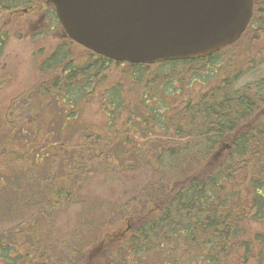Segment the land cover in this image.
I'll return each mask as SVG.
<instances>
[{
  "label": "trees",
  "instance_id": "trees-1",
  "mask_svg": "<svg viewBox=\"0 0 264 264\" xmlns=\"http://www.w3.org/2000/svg\"><path fill=\"white\" fill-rule=\"evenodd\" d=\"M35 1L0 0V13ZM255 8L246 37L253 36L255 42L263 44L264 0H255ZM2 23L3 18L0 17ZM7 37V30L1 28L0 56ZM65 45V48L58 45L44 60L42 70L48 72L47 78L25 93L26 96L20 94L13 99L17 103L27 100L28 107H33L31 113L37 112L38 107L36 115H30L21 123L23 126H16L13 122L18 117L14 114L19 108L14 114L11 108L8 112L11 115L8 125L16 129L20 141L10 139L11 145L5 147L8 151L10 148V157L3 158L0 168V190L6 186L0 201L10 199L8 211H21L22 232L21 237L17 231L11 233L9 241L6 236H0V264H8L7 258L11 260L9 264H50L55 258L57 260L59 254L52 241H38V236L43 237L40 228L42 232L44 228L46 238L52 235L47 226L51 225L49 221L53 213L46 201L50 204L57 199L62 201L63 197L66 200L72 198L71 193L78 182L73 176L75 172L83 178L99 166L105 172H112L106 168L105 152L116 139L119 142L117 146H120L116 152L118 158L119 155H141L138 146L134 149L126 146L129 134H120L119 117L115 118L118 113H113L118 109L121 117L125 110L129 111L125 116L126 124L131 123L132 107L127 109L129 104H123L122 108L126 92L122 88V75L114 76L116 72L113 69L127 71L128 77L134 75L139 86L150 85L151 90L154 87L162 90L165 82L173 83L169 80L173 78L170 74L180 67L189 68L184 74L195 75L204 68L220 65L221 57L230 52L228 48L207 58L147 65L114 61L87 49L86 58L72 57L69 60V46ZM238 45L231 46V49ZM193 78L206 82L200 77ZM217 80L221 83L208 82L206 90L200 92L195 101L181 102V107L172 104L173 99L169 97L172 90H166V95L151 91L141 95L145 101L143 107L148 110L142 117L145 123L142 127H149L158 137L157 148L150 151L149 160V168L155 177L146 187L148 194L141 197L142 209L134 212L137 217L132 221L131 235L121 244L119 256L131 255L138 264H152L148 256L169 247L167 251L174 254L173 264H247L255 258L257 264H264V232L253 233L251 229L252 222L264 219V114L257 117L264 85L259 88L261 81H257V84L244 83L242 86L232 75ZM95 91H101L103 98L108 96L107 105L112 107L107 108L108 123L104 126L108 134L102 138L99 134L84 133L76 144V159L66 156L62 153L70 151L73 143L70 130L73 120L78 118L81 100L94 97ZM49 111L51 116L45 118L44 114ZM52 112H57L58 116L54 117ZM57 121L61 123L62 130L69 128L62 135H70L69 145L37 146L41 149L36 157L28 156L29 147L23 146L22 154L16 152L14 145L21 143L24 134L40 132V129L53 126ZM247 123L250 124L243 129ZM2 129L0 125V132ZM74 137L79 139L80 136ZM225 143L230 147L224 148ZM54 153H61L57 159H61L67 176L61 181L64 184L61 187L45 183L38 173L42 165H38L39 160ZM29 160H35L31 177L24 173L20 175L19 170L27 169L24 163ZM19 187L23 192L15 195ZM7 192L11 196H6ZM15 206L18 210L14 209ZM36 208L40 210L34 211ZM25 214L31 218L28 223L24 219ZM0 217L3 219L5 214ZM25 236L33 237L31 246L23 243ZM243 251L245 256H242ZM62 262L67 264L65 260Z\"/></svg>",
  "mask_w": 264,
  "mask_h": 264
},
{
  "label": "rangeland",
  "instance_id": "rangeland-1",
  "mask_svg": "<svg viewBox=\"0 0 264 264\" xmlns=\"http://www.w3.org/2000/svg\"><path fill=\"white\" fill-rule=\"evenodd\" d=\"M34 4L36 8L29 12L19 11L18 14H9V11H2L0 13V17L3 18L0 29L4 28L9 32L5 48L0 56V125L3 127L0 132V168H2L1 164L4 162L3 158L10 157V148H8L9 151L5 149L6 145H11L8 141L10 139L20 141L16 129L8 125L11 120V115L8 113L9 109L11 108L14 114L16 108H19L14 114L15 117H18L13 122L16 126L22 125L21 123L30 118V115L35 116L38 112L37 107V112L31 113L33 107H28L27 100L17 103L13 99L20 94L26 96L25 93H29L30 89L47 78L46 74L48 72L42 70V64L58 44L65 43L69 46H67L69 48L67 49L69 60L72 57L79 60L86 58L84 47L72 43L66 36L61 24H59L60 22L56 23L51 20L55 12L53 4H48L45 0H36ZM24 7L25 5H22L18 8L22 9ZM38 11L40 15L49 13V15L47 14L49 23L43 35H37L39 27L33 25L35 24L33 21L37 19L36 13ZM5 22L8 23L6 27ZM252 37H245L238 46L230 50L229 53H225L224 57L222 56L220 59V65L204 68L195 75L188 72L184 74V71H189V68L185 67L173 70L174 72L170 74L173 78H169L173 83L168 82V84L165 82L162 90L157 89V87H154L156 90H151L150 85L139 86L136 84L138 81L134 75L128 77V72L125 70H112L116 72L114 76L118 75L119 77L122 75V88L126 90L122 108L123 104H129L127 109L132 107L130 113L133 114L131 123L126 124L127 118L125 116L129 114V111L125 110L120 117L118 109L113 110V113L116 111L118 113L115 118L119 117L118 128L121 130L120 134L121 132L122 134L127 132L129 135L126 146L133 149L138 146L141 155L138 157L133 154L119 155L118 158L116 152L120 149V146H117L119 142L116 139L105 152L108 164L106 168L112 172H105L100 166L93 173H89L87 178H83L75 172L73 176L75 175V181L78 182L75 183V190L71 193L72 198L66 200L63 197L62 201L58 202L59 199H57L50 204V201H46L47 207H50L53 213V217L49 221L51 225L47 226L52 235L46 238L44 228L43 232L40 228L43 237L38 236V241L42 239L51 240L54 244L53 246L59 255L57 260L55 258L54 262H49L50 264H65L62 262L64 260L67 261V264H138L131 255L119 256L118 252L123 247L121 245L124 243L123 241L131 235V224L133 219L137 217L134 212L142 209L141 197L148 194L146 187L155 177L154 172L149 168V160L151 159L150 151L157 148L156 138L158 137L149 130V127H142V124H145L142 117L148 111L143 107V102H145L143 96L146 95V91L166 95V90L168 92L172 90L169 95L173 99L172 104L181 107V102L195 101L198 94L206 90L208 82L221 83L217 78L222 79L230 75L236 77L239 85L242 86L244 83L257 84V81H261L259 88L262 89L264 85V43L255 42ZM62 46L64 47V44ZM137 76L139 75L137 74ZM194 76L206 79V82L194 79ZM112 80L113 78L107 83L110 84ZM260 85L262 86L260 87ZM100 92L95 91L94 97L81 100L78 118L73 120L72 129L70 130L73 143L70 151L62 154L76 159V154H78L76 144L81 141L84 133L87 135L94 133L95 136L99 134L102 138L107 136L108 133H105L104 130V126L108 123L107 114L109 111H107V108L112 109V107L107 105L109 103L108 96L103 98ZM122 108H120L121 112ZM52 114L54 117L58 116L57 112H52ZM257 114H259L257 117L264 114V94L259 109H257ZM50 116L51 111L44 114L45 118ZM57 122L53 126L40 129V132L24 134L21 143L14 145L16 152L22 154L24 152L22 147L25 146L30 148L28 156L36 157L41 149L37 146L43 147L45 144L55 143L69 145L70 139L68 137L70 135L68 137L62 136L63 132L67 133L69 128L64 131L60 127L61 123ZM249 124H245L243 129L248 127ZM87 128L88 130H86ZM46 130L47 132H45ZM44 134L47 137H44ZM74 136L80 137L78 139ZM225 147H230V145L225 143ZM59 155L61 153H54L39 160L38 165H42L38 173H40V177L43 178L45 183H54L61 187L64 185L61 184V181L67 179V176L64 174V165L61 159H57ZM24 164H27V169L19 170L20 175L24 173L31 177L35 160L25 161ZM5 187L0 190V199L5 192ZM19 191L23 192L19 187V190L14 192L15 195ZM5 195L11 196L9 192ZM35 195L34 192L33 196ZM9 204L10 199L0 201V215L5 214L3 219L0 217V236H6L7 241H9L11 233L17 231V235L21 237L22 232L21 211L18 213L8 211ZM14 209L18 210V206H15ZM39 210V208H36L34 211ZM24 219L27 220V223L29 219L31 220L28 214L24 215ZM129 225L130 230H128ZM251 229L253 233L264 232V219L252 222ZM122 232L125 233L123 236L121 235ZM32 239L33 237L25 236L23 243L31 246L33 244ZM167 249L165 248L155 254L153 252L152 255L148 256V259L152 264H173L174 254L168 252ZM23 251H25V247ZM245 255L246 252L243 251L242 256ZM132 260L135 262H132ZM10 262L11 260L7 258L6 263L9 264ZM141 264H145V262ZM247 264H257V258Z\"/></svg>",
  "mask_w": 264,
  "mask_h": 264
},
{
  "label": "water",
  "instance_id": "water-1",
  "mask_svg": "<svg viewBox=\"0 0 264 264\" xmlns=\"http://www.w3.org/2000/svg\"><path fill=\"white\" fill-rule=\"evenodd\" d=\"M68 36L109 59L153 64L207 57L236 42L253 0H51Z\"/></svg>",
  "mask_w": 264,
  "mask_h": 264
},
{
  "label": "flooded vegetation",
  "instance_id": "flooded-vegetation-1",
  "mask_svg": "<svg viewBox=\"0 0 264 264\" xmlns=\"http://www.w3.org/2000/svg\"><path fill=\"white\" fill-rule=\"evenodd\" d=\"M45 2H47L48 4H51L48 0H45ZM34 8H36V5L35 4H29L28 6H25L24 8H22V9H18V8H12V9H10L9 10V14H18L19 13V11H21V12H29V11H31L32 9H34ZM48 15H49V13H47ZM47 14L46 13H43L42 15H40L39 14V11L36 13V16H37V19H36V21H33V23H35V24H33V25H35L36 27H39V31L36 33L37 35H43V33L45 32V30H46V27L48 26V23H49V21L47 20V18H48V16H47ZM54 14V13H53ZM51 20H53V22H56V23H59V21H58V19H57V15H56V13H55V15L52 17V19ZM60 24V23H59ZM6 25H7V22L5 23V27H6ZM64 44V47H65V43H60V44H58V45H63ZM57 45V46H58ZM56 46V47H57ZM56 47H55V49H56ZM54 49V50H55ZM53 50V51H54ZM125 233H121V235L123 236Z\"/></svg>",
  "mask_w": 264,
  "mask_h": 264
}]
</instances>
